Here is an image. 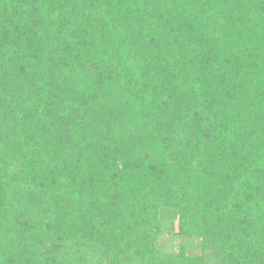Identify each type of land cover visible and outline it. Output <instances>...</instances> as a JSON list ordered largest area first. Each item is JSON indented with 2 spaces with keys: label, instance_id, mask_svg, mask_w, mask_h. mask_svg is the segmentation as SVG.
Segmentation results:
<instances>
[{
  "label": "trees",
  "instance_id": "16d2710c",
  "mask_svg": "<svg viewBox=\"0 0 264 264\" xmlns=\"http://www.w3.org/2000/svg\"><path fill=\"white\" fill-rule=\"evenodd\" d=\"M0 264H264V0H0Z\"/></svg>",
  "mask_w": 264,
  "mask_h": 264
},
{
  "label": "rangeland",
  "instance_id": "374dc122",
  "mask_svg": "<svg viewBox=\"0 0 264 264\" xmlns=\"http://www.w3.org/2000/svg\"><path fill=\"white\" fill-rule=\"evenodd\" d=\"M162 224L163 233L157 240V246L161 251L177 254L182 246H185V255H193L200 251L201 236L189 238V236H174L178 232V219L168 215Z\"/></svg>",
  "mask_w": 264,
  "mask_h": 264
}]
</instances>
